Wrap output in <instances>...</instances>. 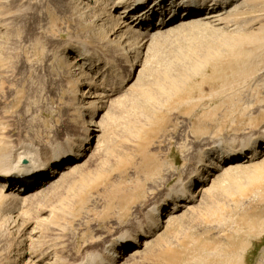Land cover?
Here are the masks:
<instances>
[{
  "label": "rangeland",
  "instance_id": "374dc122",
  "mask_svg": "<svg viewBox=\"0 0 264 264\" xmlns=\"http://www.w3.org/2000/svg\"><path fill=\"white\" fill-rule=\"evenodd\" d=\"M77 1L0 0V147L38 160L84 139L90 109L79 94L91 79L72 67L73 50L108 59L116 86L98 104L101 127L87 126L100 130L87 143V182L75 186V173L26 203L0 202V264H41L45 254L43 264H83L150 204L168 223L127 264H264V154L216 178L197 168L216 159L217 144L239 148L264 131V0H247L218 33L175 23L145 45L128 34L110 45L122 7L88 16ZM196 170L205 185H187L194 200L172 214L170 198Z\"/></svg>",
  "mask_w": 264,
  "mask_h": 264
},
{
  "label": "bare ground",
  "instance_id": "6f19581e",
  "mask_svg": "<svg viewBox=\"0 0 264 264\" xmlns=\"http://www.w3.org/2000/svg\"><path fill=\"white\" fill-rule=\"evenodd\" d=\"M71 1L77 5V0ZM82 1H84V6L80 8L82 9L83 13H88V16L89 14L92 16L95 15V13H97V10L95 9L97 7L99 8L100 5L108 7V4H110V10L118 9L119 7L123 8L120 15L115 17L116 26L112 31L114 33L113 35L116 34V36L112 41L110 40V45L113 43V41L115 42L116 38L117 43L120 42L121 44H126V38L129 35L136 37V39H139V41L143 43L142 45H145L157 37L158 34L162 35V33L164 34L166 31H169L170 27V30H172V27L175 25V23H177V26H175L178 28L179 26L186 27L185 25H190L193 27L195 25L196 28L200 27L201 29H208L216 33L220 29V25H227V18H230L232 13L235 11H240V9H246L245 2L247 0H209V2H206L207 0H189L188 2L187 0H152L149 3H147L148 0ZM177 1H181L185 6L182 7L177 6L175 3L172 4L173 2ZM207 3L210 5H207ZM219 3L222 5V8H219ZM141 6L142 8L140 9ZM165 6L167 7L165 8ZM172 7L173 9H171ZM202 8H206V10L209 9L210 12L203 16V14H201L203 11ZM108 15L110 16V13ZM153 18H157L158 22L153 24ZM119 28H121V30L123 29L124 32L121 30L119 31ZM127 34L128 36L126 37ZM147 46L148 45H146V47ZM71 53V58L68 56V59H74L73 62L75 64L73 65L72 61H69L66 58L65 60L68 62V64L70 63L69 65H73V68L77 67L76 71H79L78 75L85 77L86 80L91 79L90 82H88L87 89H85L82 94H79L81 97H83L85 94V103L83 101V104H85L87 108L90 109V113L87 115L88 121L84 123V139L79 144H76L71 140H66L64 143L60 144L56 143L51 146V149L49 153L46 154V157L38 160H35L32 156L26 155V151L16 154L14 150H9V148H6L5 146H3V148L0 147V202L2 201V204H4L3 201L5 202L7 200H10L15 204H23L24 202L26 203L27 199L29 200L31 196L35 195L36 193L38 194L39 191H41L38 190L40 187H42V189L44 188L43 185L45 183L51 181L50 183L54 187V185L56 186V184H58L61 179L69 177L75 173L80 174L79 179H76L77 181L74 180L75 186L76 184H84L85 178L87 176L85 174L82 175V170L85 166L86 160L91 155L89 154L87 156V151L90 150V147H87V143L89 144L90 138H93L97 135V132H100V130H95L93 128L90 129L87 126L101 127L99 123H95V119L99 115L100 109H102V106L99 105L109 101V98L116 91V86L110 82L112 80H110L109 75L111 74L110 70L112 67L108 59L104 58V56L101 55L102 57H100L98 54L91 53L84 48H81L80 50H73ZM101 64L102 66H100ZM84 69H87V71H84ZM90 72H93L94 78L90 75ZM97 75H99L98 77H101V79L99 80L98 90H94L96 93L94 95L93 84L97 83L94 80ZM122 86L123 85L121 84L119 87H117L121 88ZM259 136L260 138L256 137L250 138L247 141H241L239 143V148L233 147L234 144L232 146L226 145L223 147L220 144H217L211 148L213 152L216 150L217 152L220 151L216 154V159L210 160L211 163H205L204 160L202 162L200 161L197 168L203 166L208 176H211V174L214 175L218 172H223L226 169H228L226 171H230L245 167L244 165H247V163L257 159L259 154H264V131H262ZM2 145H4V143ZM101 145V138L98 136L96 139L95 148H99ZM209 150L210 149L208 147H205L202 150V154H208ZM27 153L33 154V151L28 149ZM84 172L85 171H83V173ZM198 172V170L192 172L194 175L191 174V177L187 178L185 184H181L176 187H180L179 189L176 190L174 188L177 192L170 198L169 201L173 204V207L171 208L172 214L175 212L178 213V210L186 208V206L191 203V200H194V194L190 193V189L187 185L194 184V181H196L195 185L198 183L202 185L204 183L205 179L203 180L200 178L201 176L198 174ZM90 175H88V177ZM85 182H87V179ZM204 185L205 183L203 186ZM162 201H165V199ZM11 204L7 205L6 203L7 207H11ZM190 207L191 206L189 205L188 208ZM158 208L159 207L154 204H150L148 206L146 205L145 210H143L144 213H142L140 217H137L134 220L132 219V231L122 232L118 237H114L113 239L107 241L100 253L91 252L87 254L83 264H127L128 262L134 260V258H137L144 252V250L151 247V242L153 240L152 238L156 237L163 225L168 223H165V221L161 218ZM13 210L15 211V209ZM11 213L13 214V212ZM127 213H129V209L127 210L126 214ZM173 219L170 220L173 221ZM45 220L49 221L50 219ZM130 244H132L134 248L127 253L126 258L124 259L125 256L122 258V255L129 248ZM45 255L39 256L40 258H38L37 261L43 264L45 261L43 259H45L47 256ZM56 262L57 261L54 260L52 263L48 264H56Z\"/></svg>",
  "mask_w": 264,
  "mask_h": 264
}]
</instances>
